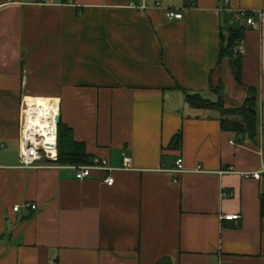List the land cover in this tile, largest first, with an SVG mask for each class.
<instances>
[{
  "label": "crops",
  "instance_id": "0c3cea01",
  "mask_svg": "<svg viewBox=\"0 0 264 264\" xmlns=\"http://www.w3.org/2000/svg\"><path fill=\"white\" fill-rule=\"evenodd\" d=\"M40 1L0 0V264H264V21L234 15L264 11V0ZM232 25L246 28L243 85L219 63ZM220 83L240 106L245 87L257 90L254 140L187 104L184 91ZM26 102L59 104L74 140L115 169L114 185L48 158L21 169Z\"/></svg>",
  "mask_w": 264,
  "mask_h": 264
},
{
  "label": "trees",
  "instance_id": "16d2710c",
  "mask_svg": "<svg viewBox=\"0 0 264 264\" xmlns=\"http://www.w3.org/2000/svg\"><path fill=\"white\" fill-rule=\"evenodd\" d=\"M226 32V33H225ZM221 32L220 35V58L219 63L224 61L229 63L235 80L243 85V56L237 51L243 42L246 28L239 25H232ZM247 99L240 108L226 109V87L223 83L217 86L211 85L210 92L214 95L215 100L205 98L201 94L185 92L187 104L195 110L215 111L220 113L222 129L231 131L242 136H247L254 140L258 134L260 121L257 112L258 92L255 88L245 87ZM253 110L257 114L253 113ZM236 116L238 120H229V117ZM182 140V134H178L174 141L173 147L177 148ZM91 157L86 152V147L82 143L74 140L73 133L62 123L59 126L58 134V161L60 165H81L91 163ZM261 215L264 218V196L261 198ZM160 264H171L169 261H163Z\"/></svg>",
  "mask_w": 264,
  "mask_h": 264
},
{
  "label": "built area",
  "instance_id": "2783aa9c",
  "mask_svg": "<svg viewBox=\"0 0 264 264\" xmlns=\"http://www.w3.org/2000/svg\"><path fill=\"white\" fill-rule=\"evenodd\" d=\"M11 2L14 0H10ZM41 5H52V0H41ZM235 18L244 22L247 26L257 28L259 20L264 21V11H245L240 10L234 13ZM184 15L180 10L169 9L166 13L168 20H181ZM59 112L50 113L49 115L43 113V111L35 110L29 107L26 102L24 107L23 124H22V149L20 155V168L25 170L36 169L39 166L37 162L42 158H48L54 162L58 161V134L59 127L57 118L60 115V106L58 104ZM47 135L51 137L50 141L47 140ZM56 150V154L52 151ZM132 159L126 154H123V169H130ZM76 171V178L78 180H85L93 177L94 172H101L104 176L103 183L112 187L115 183L113 173L115 171L106 159L93 158L89 164L75 165L72 167ZM232 171V169H231ZM174 174H180L184 172V161L179 158L172 171ZM248 176L254 178H260V173H248ZM29 208L36 210V205H27ZM19 206L14 207V211L18 212ZM241 219L239 214L227 215L224 217L226 221L238 222ZM222 264V263H218Z\"/></svg>",
  "mask_w": 264,
  "mask_h": 264
},
{
  "label": "bare ground",
  "instance_id": "6f19581e",
  "mask_svg": "<svg viewBox=\"0 0 264 264\" xmlns=\"http://www.w3.org/2000/svg\"><path fill=\"white\" fill-rule=\"evenodd\" d=\"M29 107H32L33 109L35 110H40V111H43V113H46V114H50V113H53V112H59V109L57 106H52V105H48V104H39V103H34V104H28ZM51 137L49 135H47V140L50 141ZM54 154H56V150H53L52 151Z\"/></svg>",
  "mask_w": 264,
  "mask_h": 264
},
{
  "label": "rangeland",
  "instance_id": "374dc122",
  "mask_svg": "<svg viewBox=\"0 0 264 264\" xmlns=\"http://www.w3.org/2000/svg\"><path fill=\"white\" fill-rule=\"evenodd\" d=\"M202 94H203V96L205 98H209V99L215 100V97L212 94H207V93H202ZM225 107H226V109H234V108H240L241 106L239 104L231 103L229 100L226 101V99H225ZM216 113L219 114V116H220V113H218V112H216ZM229 120H238V121H241L240 118H238L236 116L229 117Z\"/></svg>",
  "mask_w": 264,
  "mask_h": 264
},
{
  "label": "water",
  "instance_id": "95a60500",
  "mask_svg": "<svg viewBox=\"0 0 264 264\" xmlns=\"http://www.w3.org/2000/svg\"><path fill=\"white\" fill-rule=\"evenodd\" d=\"M253 113L254 114H257V112L255 110H253ZM57 122H58V127L60 126L61 124V116L59 115L58 118H57Z\"/></svg>",
  "mask_w": 264,
  "mask_h": 264
}]
</instances>
